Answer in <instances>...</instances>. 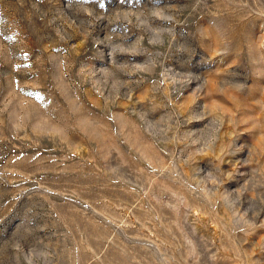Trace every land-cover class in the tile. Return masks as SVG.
<instances>
[{"label":"rangeland","instance_id":"374dc122","mask_svg":"<svg viewBox=\"0 0 264 264\" xmlns=\"http://www.w3.org/2000/svg\"><path fill=\"white\" fill-rule=\"evenodd\" d=\"M0 264H264V0H0Z\"/></svg>","mask_w":264,"mask_h":264}]
</instances>
